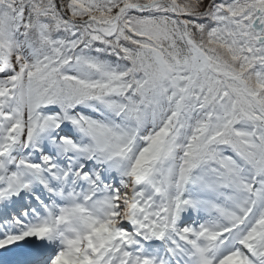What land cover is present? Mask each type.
I'll return each mask as SVG.
<instances>
[{"label": "snow or ice", "instance_id": "obj_1", "mask_svg": "<svg viewBox=\"0 0 264 264\" xmlns=\"http://www.w3.org/2000/svg\"><path fill=\"white\" fill-rule=\"evenodd\" d=\"M0 264H264V0H0Z\"/></svg>", "mask_w": 264, "mask_h": 264}]
</instances>
